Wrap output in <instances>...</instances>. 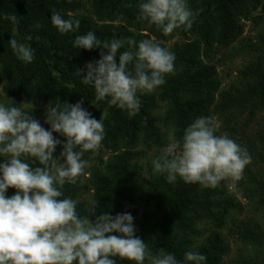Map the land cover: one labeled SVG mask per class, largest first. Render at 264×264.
<instances>
[{
  "label": "trees",
  "instance_id": "obj_1",
  "mask_svg": "<svg viewBox=\"0 0 264 264\" xmlns=\"http://www.w3.org/2000/svg\"><path fill=\"white\" fill-rule=\"evenodd\" d=\"M88 1L97 22L92 17L77 14L86 9L83 0H0V14H15L18 21L13 25L0 20V88L17 105L25 103L39 112L50 102L55 104L60 100L74 105L83 99L82 107L93 118L100 120L103 113L102 145L116 155L103 170L94 168L92 171L98 214L99 211H110L113 216L130 213L134 218L135 235L146 242L153 254L164 248L182 261L186 251H194L207 258L206 264H223L229 249L216 230L225 225L229 212L237 207L230 195L228 180L215 188L184 183L179 177L174 183H168L165 175L152 173L150 165L148 178L141 185L144 170L141 162L146 152L139 147L147 151L162 148L169 141L167 132H174L175 138L180 139L184 129L199 117L215 120V115L264 109V51H256L260 55L240 72L238 86L221 93L220 103L216 102L221 88L216 67L204 59H210L215 47L228 48L237 42L244 33L243 21L249 20L255 11L264 14V0H187L194 14L192 27L170 34L138 19L140 0ZM53 12L65 19L79 20V29L61 35L51 24ZM37 23L38 29L34 27ZM89 31L101 41L149 39L165 48L169 35L185 39L194 35L196 39L177 44L170 50L167 48L175 55L174 73L167 75L166 83L156 91L138 93L140 110L129 118L126 111L109 107L107 100H95L92 86L80 82L85 72L82 71L80 77L75 74L100 58L99 49L84 51L72 47L75 36ZM146 31L148 34L144 33ZM11 38L29 44L34 50L31 64L17 60L8 44ZM159 102L167 107L163 117L156 114ZM41 126L49 128L47 124ZM216 135H219L218 130ZM53 136L61 145L65 142L59 134L53 133ZM259 140L264 150V134L259 135ZM61 151L62 147L58 146L54 158L59 157ZM83 158L88 163L97 160L103 164L98 152L94 155L86 152ZM29 163L33 167L40 166L38 162ZM81 180L82 175L75 184H65L63 196L77 200ZM14 191L8 189L6 195L11 196ZM77 212L85 216L82 204H77ZM202 227L211 228L205 231ZM245 235L260 248L264 247V230H247ZM115 259L117 264H130L127 260Z\"/></svg>",
  "mask_w": 264,
  "mask_h": 264
},
{
  "label": "clouds",
  "instance_id": "obj_2",
  "mask_svg": "<svg viewBox=\"0 0 264 264\" xmlns=\"http://www.w3.org/2000/svg\"><path fill=\"white\" fill-rule=\"evenodd\" d=\"M138 9L139 20L164 34L188 30L194 22L187 0H140ZM0 20L18 23L15 14H0ZM51 24L61 35L80 27L79 20L65 19L57 12L51 15ZM34 27L38 29L39 23ZM8 44L17 60L33 62L29 44L12 38ZM72 47L100 50L99 60L75 74L80 77L85 72L80 82L92 86L95 100H107L109 107L126 111L129 118L140 110L138 93L156 91L174 73V53L149 39L101 41L89 31L75 36ZM82 103L83 99L74 105L50 102L45 129L30 115L34 107L27 110L25 103L9 105L0 100V264H117L115 258L130 264H206L207 258L194 251H186L182 261L164 248L153 254L135 235L130 213L97 214L94 203L90 214L81 216L78 201L63 196V186L75 184L84 174L88 165L84 153L96 154L105 136L104 114L96 120ZM217 128L213 118L199 117L180 139L170 134L169 143L151 161L152 173L165 175L168 183L179 177L202 188L239 181L251 156L227 134L216 135ZM53 133L65 142L61 145ZM58 146L62 151L54 158ZM29 161L40 166L33 167ZM8 189H14V194L6 195Z\"/></svg>",
  "mask_w": 264,
  "mask_h": 264
},
{
  "label": "rangeland",
  "instance_id": "obj_3",
  "mask_svg": "<svg viewBox=\"0 0 264 264\" xmlns=\"http://www.w3.org/2000/svg\"><path fill=\"white\" fill-rule=\"evenodd\" d=\"M83 1L86 9L77 14L92 17L97 22L98 20L92 11V5L88 0ZM243 27L244 33L237 42L228 48L215 47L210 54V59L204 58L206 63L216 67L218 79L221 82V88L216 94L217 103L221 102L220 95L223 91L239 85L241 81L240 72L252 63L261 51H264V14L260 10L255 11L249 20L243 21ZM144 33L148 34L147 31ZM195 39L194 35H189L187 39L179 35H169L166 45L170 50L177 44L182 45ZM257 50L260 52H256ZM6 98L10 99L7 96ZM6 98L0 88V100L11 105L13 101L11 99L6 100ZM26 108L27 110L33 109L30 106H26ZM166 109V105L159 102V109L156 114L163 117ZM30 115L37 119L40 124H45V109L39 112L38 109L34 108ZM40 115L41 118H39ZM215 121L218 125L219 135L227 134L251 156V163L244 169L242 178L235 182L228 181L230 195L235 199L237 207L229 212L225 225L216 230L222 235L229 249L228 254L223 258V264H264V247L260 248L245 235L247 230H264V150H262V144L259 140V135L264 134V109H246L237 115H215ZM166 134L172 133L167 132ZM164 147L148 151L139 147L140 150L146 152V156L141 162L144 167L140 179L141 185H144L145 179L148 178L151 161L157 154L161 153ZM97 152L101 155L103 164L97 160L88 163L82 175L81 189L76 200L83 205L85 215L90 214L94 204L96 190L92 184L93 169L100 168L103 170L105 165L116 155L103 145ZM90 220H94V217H90ZM202 228L204 229V227ZM210 228L207 227L204 230H210ZM205 235L207 234L205 233Z\"/></svg>",
  "mask_w": 264,
  "mask_h": 264
}]
</instances>
